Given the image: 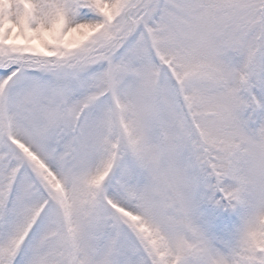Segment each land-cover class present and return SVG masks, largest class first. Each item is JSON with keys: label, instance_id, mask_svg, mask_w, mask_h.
Returning a JSON list of instances; mask_svg holds the SVG:
<instances>
[{"label": "snow or ice", "instance_id": "6c2138e0", "mask_svg": "<svg viewBox=\"0 0 264 264\" xmlns=\"http://www.w3.org/2000/svg\"><path fill=\"white\" fill-rule=\"evenodd\" d=\"M0 264H264V0H0Z\"/></svg>", "mask_w": 264, "mask_h": 264}]
</instances>
